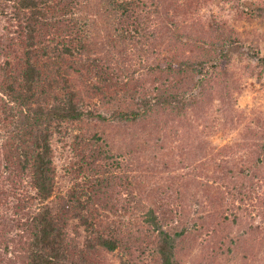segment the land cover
<instances>
[{
    "label": "trees",
    "instance_id": "1",
    "mask_svg": "<svg viewBox=\"0 0 264 264\" xmlns=\"http://www.w3.org/2000/svg\"><path fill=\"white\" fill-rule=\"evenodd\" d=\"M173 1L0 0L2 163L10 170L20 166L24 171L30 169L39 198L47 201L21 223L20 235L25 241L15 238L11 242L0 233V264L10 252L26 264H107L108 254H116L121 264H264V128L249 135L254 138L249 145H224L214 150L200 137L180 141L179 150L192 163L202 158L201 167L212 175L220 174V168L228 169L223 186L180 179L175 186L157 187L147 173L135 176L129 172L137 170L135 163L159 143L155 129H159V119L151 127V116L163 122V150L173 145L168 139H181L177 129L168 131L170 135L164 132L170 114H184L187 104L168 89L167 78L161 89L155 88L159 93L154 89L155 101L149 102L147 109L143 105L141 112L110 108L107 118L92 108L97 98L103 106L128 107L125 99L144 94L145 90L140 93L136 87L137 66L130 46L138 48L137 43H151L155 38L161 42L168 37L169 50L184 43L194 56L216 52L220 76L227 77V66L234 54L240 53L236 45L227 46L231 37L226 34L227 38L217 40V35L209 33L216 39L213 42L205 38L204 29L196 36L180 32L177 10L180 15L184 12ZM81 8L102 17L90 33L84 30L86 21L72 17ZM113 14L116 21L111 19ZM250 14L264 21L263 7ZM149 20L154 28L146 31ZM174 56L179 58L177 53ZM209 64L211 61H204L202 67ZM255 70L257 77L264 79V56L256 62ZM233 117H223L220 130L238 121ZM141 118L145 124L131 128L126 137L123 130ZM112 122V128L106 126ZM208 126L216 131L215 122ZM75 127L79 134L71 135L77 158L70 162L72 185L55 205L54 199L50 200L55 187L51 141ZM163 150L157 152L159 158L154 154L155 162L161 160L167 167ZM89 172L91 177L85 179L89 175H84L83 183L75 182L81 173ZM235 184L241 185L243 192L234 193ZM172 195H187L190 206H199L193 209L196 218L192 222L183 211L179 215L164 211L165 204L174 201ZM231 199L241 204L247 201L254 212L245 216L232 212ZM135 212L143 215L133 222ZM174 219L177 224L169 225ZM247 256L251 257L248 262Z\"/></svg>",
    "mask_w": 264,
    "mask_h": 264
},
{
    "label": "rangeland",
    "instance_id": "2",
    "mask_svg": "<svg viewBox=\"0 0 264 264\" xmlns=\"http://www.w3.org/2000/svg\"><path fill=\"white\" fill-rule=\"evenodd\" d=\"M144 1L148 2V0ZM176 1L180 5L179 8H183L182 12H184L180 15L177 10L180 32L196 36L199 34L197 32L199 29H204L206 30V39L209 37V33L210 35H217V40L220 36L227 38L228 35L231 37L227 46L236 45L240 53L238 55L234 54L227 66V77L222 78L220 76L221 69L216 52L207 53L203 51L200 54L203 62L211 61V64L202 67L203 62L200 55L194 56L192 48L186 47L187 45L184 43L176 45L174 49L169 50L168 42L170 39L168 37L161 42L155 38L151 43L147 41L137 43L138 48L130 46V56H132L137 66V72L134 76L136 87L140 93L145 90L146 96L144 92L139 97L136 94L138 98L132 95L125 99L123 103L128 107L111 103L109 107L103 106L99 98H97L94 100L92 108L96 107L99 114L107 118L110 117V108H113L115 112H141L143 105L147 109L149 102L155 101L154 89L157 87L161 89L160 86L166 83L167 78L168 89L171 92H177L181 101L187 104L186 108L183 109L184 114L180 116L170 114L172 116L166 119L169 125L164 132H166V135H170L168 131L173 128L177 129L178 138L181 137V139H168V141H172L173 145L171 149L165 148L163 150L160 139L163 138V133L161 134L162 130L160 129L163 126V122L161 118L151 116L150 123L147 122L151 127L157 125V120L159 119V129L155 128L158 130L159 143L156 150L154 148L152 151L146 152L148 156H145L142 161L135 163L137 170L131 171L129 174L137 176L141 172L147 173L149 177H153L151 180L157 187L175 186L181 179L189 180L190 182L192 180L202 185L209 184L215 188L220 183V186H223L222 183L226 181L225 174L228 169H217L219 172L221 171L220 174L216 176L213 173L212 175V173L201 167L203 166L202 158L192 163L193 160H189L179 150L178 144L180 141L191 139V137H200L203 143L206 141L210 144V148H215L214 150L224 145H249L254 140L253 136L250 137L249 135L264 128V79L263 77L258 78V71L255 70L256 62L261 56H264V21L261 18H252L250 14L258 6L264 9V0H231L225 2L223 0H174L173 2L175 3ZM91 3L93 5V2ZM233 3H236V5H233ZM72 17L82 18L83 21H86L84 26L86 33L92 32L102 21V17L94 14V10L87 13L82 8L80 11H75ZM244 17H248L249 20ZM111 19L116 21L118 17L113 14ZM224 20L226 21L225 23H223ZM153 28L154 24L150 20L144 27L146 31H150ZM48 37L49 35H45V38L48 39ZM207 40L214 42L216 39L209 37ZM183 42L186 43V41ZM172 51L176 52L179 58L175 57L176 53ZM169 52H172L173 55H169ZM1 63L2 60L0 59ZM169 66H172L173 69L169 70ZM148 69H153L154 71H148ZM156 93L159 92L156 91ZM230 115L235 116L233 118L238 119V121L232 127L220 130L221 127L219 126L222 118ZM204 121L205 123H203ZM144 122L145 120L141 118L136 122L129 123L127 130H123L124 135L127 137L131 128L137 129V126L144 125ZM214 122L216 131L208 126ZM114 124L112 122L106 126L112 128L111 126ZM78 128L75 127L74 130L67 128V133H63L61 138L55 136L51 141L54 155L55 187L50 200L54 199L55 205H57L56 199L63 195L72 185L74 172L70 162L75 161L77 158L73 154L71 135L79 134ZM80 128L84 129L85 127ZM144 129L149 131L146 127ZM1 144L2 140L0 139ZM124 146L126 148V145ZM161 150L167 155L165 159L167 167L162 166L163 162L161 160H159L161 162L159 164L155 162V155L159 158ZM158 151L159 154H157ZM128 158L131 160L132 155L128 156ZM2 159L3 156L0 154V227L4 230L0 233L10 238L11 242L15 238L25 241L24 236L20 235L23 234L20 229L21 223L27 215L41 210L47 204V201L43 202L39 198L33 183V172L30 169L24 171L20 166L10 170L9 166L8 168L4 166ZM102 164L104 165L105 162ZM215 167L213 166L212 170L217 172V167ZM74 168L76 169L77 166H74ZM138 168L140 169L138 170ZM81 174L77 180L74 178L76 183H83L87 177H91L90 172L89 174ZM84 175L89 176L84 179ZM215 178L218 180L217 182ZM241 189V185H237L234 193L243 192ZM262 194L261 190L257 193L259 197ZM173 196L175 197L174 201L168 205L165 204L164 211L168 209L167 213L172 211V215H179L183 211L187 215L188 222H192L196 218L193 209H197L199 206H190L187 201V195L185 197L172 195L171 197ZM244 202V204H241L238 199H231L229 201L231 211L240 213L243 216L247 212H254L251 210V205L247 201ZM238 208L242 210L240 211ZM142 215V212H135L132 218L133 222L137 219L141 220ZM252 216H255V213H252ZM125 219L128 220L129 217L127 216ZM177 222L178 220L174 219L169 225L177 224ZM256 222L258 223L259 220H256ZM72 229L74 230V227ZM202 239H204V236ZM0 252L3 251L1 250ZM6 257L7 261L2 257V264H26L18 261L16 253L10 252ZM249 260H251V257L247 256L246 261L248 262ZM106 261L107 264H121L116 254H108Z\"/></svg>",
    "mask_w": 264,
    "mask_h": 264
}]
</instances>
